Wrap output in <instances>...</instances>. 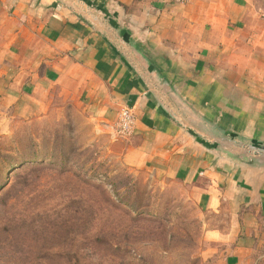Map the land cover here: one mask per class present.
<instances>
[{
  "label": "crops",
  "instance_id": "0c3cea01",
  "mask_svg": "<svg viewBox=\"0 0 264 264\" xmlns=\"http://www.w3.org/2000/svg\"><path fill=\"white\" fill-rule=\"evenodd\" d=\"M53 91L116 125L127 164L227 211L231 260L264 243V157L240 155L264 145V12L251 0H0V94L36 114Z\"/></svg>",
  "mask_w": 264,
  "mask_h": 264
},
{
  "label": "rangeland",
  "instance_id": "374dc122",
  "mask_svg": "<svg viewBox=\"0 0 264 264\" xmlns=\"http://www.w3.org/2000/svg\"><path fill=\"white\" fill-rule=\"evenodd\" d=\"M116 132L57 91L36 114L0 94V264H264V243L231 260L229 213L127 164Z\"/></svg>",
  "mask_w": 264,
  "mask_h": 264
},
{
  "label": "built area",
  "instance_id": "2783aa9c",
  "mask_svg": "<svg viewBox=\"0 0 264 264\" xmlns=\"http://www.w3.org/2000/svg\"><path fill=\"white\" fill-rule=\"evenodd\" d=\"M178 2L184 3L188 0H176ZM133 113L130 108H125L119 117L118 122V131L122 134H126L130 132L132 125H133Z\"/></svg>",
  "mask_w": 264,
  "mask_h": 264
},
{
  "label": "water",
  "instance_id": "95a60500",
  "mask_svg": "<svg viewBox=\"0 0 264 264\" xmlns=\"http://www.w3.org/2000/svg\"><path fill=\"white\" fill-rule=\"evenodd\" d=\"M90 17L92 20L96 21L100 26L104 25L103 19L96 17L93 14L90 15ZM240 148H241L240 155L248 151L251 154L255 155L253 157H257L259 155H262V157H264V145L253 144V145H249V147L240 145Z\"/></svg>",
  "mask_w": 264,
  "mask_h": 264
},
{
  "label": "trees",
  "instance_id": "16d2710c",
  "mask_svg": "<svg viewBox=\"0 0 264 264\" xmlns=\"http://www.w3.org/2000/svg\"><path fill=\"white\" fill-rule=\"evenodd\" d=\"M16 166V165H15Z\"/></svg>",
  "mask_w": 264,
  "mask_h": 264
}]
</instances>
